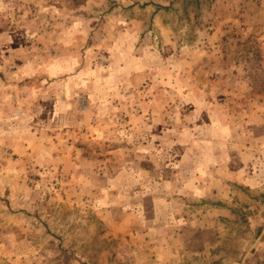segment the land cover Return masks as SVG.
<instances>
[{"label": "rangeland", "instance_id": "rangeland-1", "mask_svg": "<svg viewBox=\"0 0 264 264\" xmlns=\"http://www.w3.org/2000/svg\"><path fill=\"white\" fill-rule=\"evenodd\" d=\"M0 264H264V0H0Z\"/></svg>", "mask_w": 264, "mask_h": 264}]
</instances>
